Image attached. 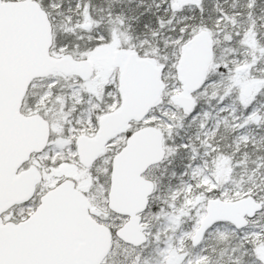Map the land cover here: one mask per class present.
<instances>
[{"label":"snow or ice","instance_id":"snow-or-ice-1","mask_svg":"<svg viewBox=\"0 0 264 264\" xmlns=\"http://www.w3.org/2000/svg\"><path fill=\"white\" fill-rule=\"evenodd\" d=\"M0 264H264V0H0Z\"/></svg>","mask_w":264,"mask_h":264}]
</instances>
